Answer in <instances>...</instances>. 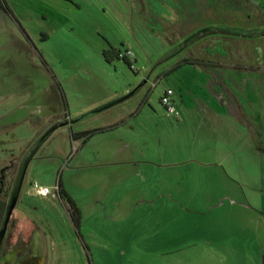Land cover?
I'll return each instance as SVG.
<instances>
[{"label":"rangeland","instance_id":"374dc122","mask_svg":"<svg viewBox=\"0 0 264 264\" xmlns=\"http://www.w3.org/2000/svg\"><path fill=\"white\" fill-rule=\"evenodd\" d=\"M6 2L9 11L0 10L2 221L31 157L11 217L10 243L19 246V239L32 245L39 255L33 264H196V258L174 251L165 255L164 226L156 224L163 216L158 209L163 201L139 204L132 213L129 207L141 201L140 180L118 177L121 163L100 154L102 139L126 132L106 127L140 106L144 109L139 117L126 119L125 124L135 127L136 138L146 139L152 153L186 155L193 168L236 170L232 179L240 185L233 196L222 197L210 209L196 206L192 191L182 194L184 200L173 196L182 202L186 209L182 217L190 224L172 226L173 234H182L172 245L203 236L243 237L244 241L233 242L238 250L243 243L253 254L262 249L264 255V182L258 177V171L264 174V0ZM211 30L229 35L198 38ZM110 49L133 52L132 67L123 60L108 62L104 51ZM201 81L235 117L233 125L204 129L177 125L165 117L164 91L173 88L180 100V94L195 90ZM131 92L127 100L92 114ZM41 93H52L59 106L36 97ZM66 111L73 119L85 117L73 131L102 128L104 133L82 145L83 139H72L74 133L62 127L37 146L55 123L66 121ZM52 113L59 116L51 118ZM238 117L243 125L235 121H240ZM104 150L114 148L106 145ZM200 153L219 157L215 162L198 160ZM239 171L246 176H239ZM59 182L81 211L79 229L59 197ZM43 186L48 187L45 196L37 192ZM217 193L225 194L221 186ZM194 219L198 224L191 223ZM202 220L208 222L200 224ZM5 256H0V264L19 262L17 251L7 260Z\"/></svg>","mask_w":264,"mask_h":264},{"label":"crops","instance_id":"0c3cea01","mask_svg":"<svg viewBox=\"0 0 264 264\" xmlns=\"http://www.w3.org/2000/svg\"><path fill=\"white\" fill-rule=\"evenodd\" d=\"M205 86L204 82L201 81L200 84L198 83L195 85V90L192 89V91H189L186 94L183 93L184 96L180 94V100L174 97L177 110L180 115L178 118L174 119L167 117L165 112V117L170 119V121H172L171 119H173V121H177L176 124H194L199 125L204 129H217L221 126L227 127L230 124L233 125V119L235 117H231V113L229 114L223 105L218 103L219 101L212 96L210 91H208ZM50 95L51 98L49 100ZM49 96L41 93L40 96L37 95L36 97H46V101H48L50 106H59V103L52 97L53 94L49 93ZM143 109V107L141 109L139 106L135 110L127 112L126 116L122 117L118 122L106 127H112L109 131H120L119 129H125L126 132H122V135L118 134V136L111 139H102L105 145L103 148L101 147L102 153H100L103 154L102 156L107 160H114L119 164L121 163L118 170H116L118 177H132L140 180L141 184L140 187L138 186V189L142 194L139 198L141 201L138 200L139 203H134L129 207L132 209V213L139 204L154 206L159 201H163L162 205L158 208L163 210V216L158 219L156 224L164 226L162 240L164 241L165 247H167V249H165L167 250V252H165V255L167 256H172L174 251V253L180 257L196 258V264H252V258L254 257L255 264H262V262H264V255L261 254L262 249H259L257 254H253V251L250 250L247 245H243L242 243L240 245L242 249L240 248L238 250L235 247L236 245L233 244V242L238 239L231 236L224 240H214L212 237L203 236L196 241H187L185 243L182 241L178 246L172 245L173 241H180L182 238V234L179 236H177V234H173L172 226H184L190 224L186 218L182 217L183 212L186 211L182 202L179 200H184L182 198L183 193H190V191H192L191 193H195L196 206H206L210 209L211 207L213 208L217 200L222 197L223 199H226L233 196L235 193L234 191L237 190V187L240 185L232 179V174L236 170H228L225 168L222 170L215 168H193L188 165V158L186 155L174 156L173 154L152 153V149H149L150 144L145 142L146 139H141L142 141H139L136 138L135 127L125 124L126 119L138 118ZM245 113L249 115L250 111L248 112L245 109ZM257 113L258 112L256 110L254 116L256 118L255 123H257L258 119H260V115ZM50 116L53 118L58 117L59 115H54V113H52ZM65 120H74L73 116L68 111H66ZM235 121L240 122L238 124H244V121L241 119L240 121L235 119ZM57 124L59 123H55V125ZM66 127L74 134L85 131H73V125ZM125 134H128L129 136L124 137L123 135ZM51 135L52 134H50L49 137ZM106 142H113V144H107ZM89 143L90 139L86 140V142H80L82 145ZM106 145L112 146L114 148L113 152H106L104 150ZM223 155L225 156L224 160H228L229 152H226ZM196 156L199 158L198 160L206 159V161L209 162H215V160L219 157L217 153L215 156L212 153H200ZM192 157L194 156L192 155ZM243 157L245 158V156ZM234 160H237L236 157ZM191 161L195 160L192 158ZM200 164L202 165V163ZM258 172V177H260L259 182L262 183L264 182V174L261 171ZM238 173L239 176H246L247 174L241 171ZM217 186H221V188L224 189L225 194L223 196H220L219 193H217ZM43 188L48 189L46 186H43ZM138 189H136V191H138ZM202 192L205 195L199 196L198 194ZM229 192L231 193L228 194ZM149 194H151L152 198L151 196L149 197ZM175 195L176 197L178 196L179 199L174 198L173 196ZM198 212L199 215L206 214L200 213V211ZM191 221L192 224H198L195 219ZM132 222L138 224V221L136 220H132ZM207 222L208 221L202 220L200 224H205ZM244 239L242 237L238 241L242 242ZM258 257L260 258L259 260ZM262 257L263 260H261Z\"/></svg>","mask_w":264,"mask_h":264},{"label":"trees","instance_id":"16d2710c","mask_svg":"<svg viewBox=\"0 0 264 264\" xmlns=\"http://www.w3.org/2000/svg\"><path fill=\"white\" fill-rule=\"evenodd\" d=\"M0 10L5 11V12L9 11V6L6 0H0ZM209 35H229V34L228 32H225L223 30H214V31L211 30L209 33L203 34L199 36L198 38H204ZM198 38H195V39L197 40ZM119 53H120L119 51L114 52L112 49H110L108 51H104V57L108 62H111L114 59L123 60L125 61V63L129 65V67H132V63L128 58L126 57L119 58ZM103 131H105V129H94V130L82 131V132L74 134L73 139H76V140L83 139V141L85 142L86 140L94 136L95 134L101 133ZM57 187H58V194H59L60 199L65 204H67L69 207V216H70L71 221L73 222L75 227L79 229L80 224H81V211L79 207L77 206L76 202L67 194V192L65 191V189L63 188L60 182L58 183Z\"/></svg>","mask_w":264,"mask_h":264},{"label":"water","instance_id":"95a60500","mask_svg":"<svg viewBox=\"0 0 264 264\" xmlns=\"http://www.w3.org/2000/svg\"><path fill=\"white\" fill-rule=\"evenodd\" d=\"M133 94H134V92H131L127 96L123 97L122 99H120V100H118V101H116V102H114V103H112L110 105H107L104 108L98 109L97 111L93 112L92 114L99 113V112L103 111L104 109H108V108L112 107L113 105L119 104V103L127 100ZM91 115L89 114L88 116H91ZM84 118L85 117L78 118V119H74V120H70V121L61 122V123H59L57 125H54L53 127H51L41 137V139L39 140L37 146L40 145V144H42L49 137V135L52 134L53 132H55L57 129L62 128V127H66V126H72V125L80 122ZM30 159H31V157H29V159L26 160V162H25V164H24V166H23V168L21 170V173H20V175L18 177V180H17V183H16L15 190L13 192V195L11 197L10 204L8 206V210H7V213H6V217H5L3 229H2V231L0 233V248H1V245H2V242H3V239H4V236H5V233H6V230H7V226L9 224V221H10L11 217H12L13 211H14V209L16 207V204H17V201H18V198H19V195H20V191H21V188H22V185H23V181H24V178H25V174H26V171H27V168H28V164H29Z\"/></svg>","mask_w":264,"mask_h":264},{"label":"flooded vegetation","instance_id":"af4514ba","mask_svg":"<svg viewBox=\"0 0 264 264\" xmlns=\"http://www.w3.org/2000/svg\"><path fill=\"white\" fill-rule=\"evenodd\" d=\"M4 173H5V170H2L1 177H0L1 187H3V185H4V180H5ZM7 210H8V207H7ZM7 210H6V213H7ZM3 213H4V205L0 201V233L3 229V225H4V221H5V217H6V213H5L4 219L2 221ZM10 226H11V219H10L9 224L7 226V230H6V233H5L1 248H0V256L6 255L5 259L7 260L8 259L7 255L11 254L12 252L17 251V254H19L20 257H19V259H17V260H19V262H17L16 264H33L32 261L37 259L39 255L34 254V250L31 247L32 245L26 246V244L23 243L22 240L20 241L18 239V241H19L18 245L19 246H16L17 245L16 243H15L16 245L10 243L11 242ZM6 263H8V262H6Z\"/></svg>","mask_w":264,"mask_h":264},{"label":"built area","instance_id":"2783aa9c","mask_svg":"<svg viewBox=\"0 0 264 264\" xmlns=\"http://www.w3.org/2000/svg\"><path fill=\"white\" fill-rule=\"evenodd\" d=\"M134 58L133 52L126 50L122 53H119V58ZM175 91L173 88H167L162 97H161V105L165 109L166 115L169 118L177 117L179 116V111L177 110V106L175 103ZM38 193L42 196H45L48 193V190L45 188H39L37 189Z\"/></svg>","mask_w":264,"mask_h":264}]
</instances>
